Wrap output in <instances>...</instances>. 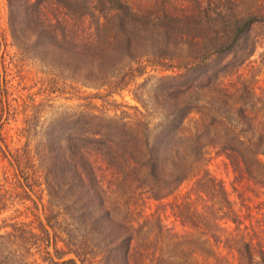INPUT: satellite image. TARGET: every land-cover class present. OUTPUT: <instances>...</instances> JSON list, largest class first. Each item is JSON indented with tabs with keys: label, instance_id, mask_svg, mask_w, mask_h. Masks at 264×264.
Listing matches in <instances>:
<instances>
[{
	"label": "trees",
	"instance_id": "1",
	"mask_svg": "<svg viewBox=\"0 0 264 264\" xmlns=\"http://www.w3.org/2000/svg\"><path fill=\"white\" fill-rule=\"evenodd\" d=\"M7 3L13 37L31 31L37 45L56 50L78 68L91 57L99 59L97 65L104 68L102 84L120 86L129 73L141 74L146 65L179 70L162 78L168 105L156 123L149 114L118 121L73 113L55 119L43 133L44 154L35 156V164L36 172H41L37 177L49 188L46 226L54 241L63 235L59 241L66 251L53 241L57 258L75 255L62 263H82L86 255H94L107 264H160L159 257L142 263L134 260L139 255L135 237L141 226L116 220L114 208L105 201L110 193L123 196L128 206L143 194L154 199L168 196L203 165L205 146L219 147L233 167L264 182V101L256 105L249 84L231 80L241 78L239 69L264 32V0ZM51 5L56 8L50 10ZM117 73H122L119 79ZM192 113L194 132L184 126ZM86 152L101 155L111 168L93 167ZM103 172L110 178L105 180ZM28 179L36 185L33 175L26 174L24 180ZM200 179L206 181L208 193L221 200L219 219L239 224V217L230 215L219 182ZM204 212L203 207H193L187 223L196 228L207 217ZM155 226L159 233L160 224ZM253 246L250 240L236 246L243 264H253ZM258 252L257 264H264V248Z\"/></svg>",
	"mask_w": 264,
	"mask_h": 264
},
{
	"label": "rangeland",
	"instance_id": "2",
	"mask_svg": "<svg viewBox=\"0 0 264 264\" xmlns=\"http://www.w3.org/2000/svg\"><path fill=\"white\" fill-rule=\"evenodd\" d=\"M48 8L54 10L56 6ZM263 33L257 38L253 55L239 69L241 78L231 79L249 84L256 105L264 101ZM35 40L28 30L24 36L13 37L7 0H0V264H64L63 260L75 258L74 254L57 258L53 231L46 226L49 188L42 177H37L41 172H36L35 156L44 154L41 140L48 125L73 113L118 121L120 117L132 121L149 114L152 123H156L168 105L162 78L179 73L174 67L146 65L141 74L129 73L120 86L102 84L104 68L97 65L99 59L91 57L78 68L72 59L60 57L56 50L43 49ZM121 75L117 73V79ZM195 118V114H190L184 124L192 132ZM26 124H30L29 131L24 129ZM202 151L203 165L168 196L154 199L143 194L130 206L118 194L110 193L106 199L105 205L114 208L112 215L116 220L141 226L135 237L139 255L134 260L142 263L159 257L160 264H243L235 248L250 240L254 244L252 263H258V249L264 248L263 180L233 167L217 146H205ZM85 156L93 167L111 168L97 153L86 152ZM16 161L24 165L19 168ZM26 174L34 176L36 185H30V179L24 180ZM200 177L219 182L223 199L229 201L230 215L232 212L238 216L239 224L219 219L221 200L208 193L206 181ZM103 178L110 177L103 172ZM195 206L203 207L207 217L192 228L186 217ZM155 222L161 226L159 233ZM58 235L59 239L63 237L62 233ZM59 239H55V247L66 251ZM76 264L107 263L86 255L82 263L77 260Z\"/></svg>",
	"mask_w": 264,
	"mask_h": 264
}]
</instances>
